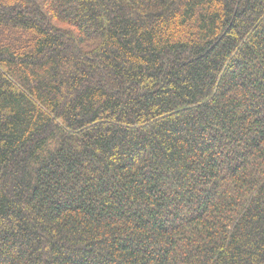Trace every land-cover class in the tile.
<instances>
[{"label": "trees", "instance_id": "16d2710c", "mask_svg": "<svg viewBox=\"0 0 264 264\" xmlns=\"http://www.w3.org/2000/svg\"><path fill=\"white\" fill-rule=\"evenodd\" d=\"M0 264H264V0H0Z\"/></svg>", "mask_w": 264, "mask_h": 264}]
</instances>
